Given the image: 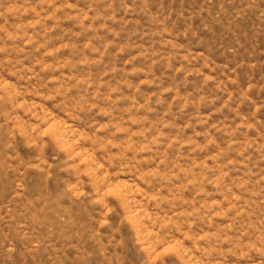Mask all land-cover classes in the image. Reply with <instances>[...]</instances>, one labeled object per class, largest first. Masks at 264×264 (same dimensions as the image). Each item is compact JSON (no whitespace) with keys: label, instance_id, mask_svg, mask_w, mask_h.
Instances as JSON below:
<instances>
[{"label":"rangeland","instance_id":"rangeland-1","mask_svg":"<svg viewBox=\"0 0 264 264\" xmlns=\"http://www.w3.org/2000/svg\"><path fill=\"white\" fill-rule=\"evenodd\" d=\"M0 264H264V0H0Z\"/></svg>","mask_w":264,"mask_h":264}]
</instances>
